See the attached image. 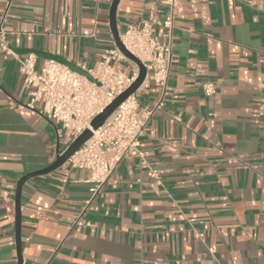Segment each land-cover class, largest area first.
<instances>
[{"label":"crops","instance_id":"obj_1","mask_svg":"<svg viewBox=\"0 0 264 264\" xmlns=\"http://www.w3.org/2000/svg\"><path fill=\"white\" fill-rule=\"evenodd\" d=\"M7 2L0 0L10 49L0 52V264H17L16 184L50 165L71 138L40 104L26 106L18 60L34 53L16 50L91 70L117 48L112 0H11L4 15ZM166 11L155 0H119V36ZM172 34L163 97L150 77L134 94L142 107L162 103L139 145L161 184L126 158L85 208L86 170L66 162L27 180L21 264H264V0H175ZM46 60L36 56L35 68ZM109 64L138 75L128 59ZM205 83L214 86L210 96Z\"/></svg>","mask_w":264,"mask_h":264},{"label":"built area","instance_id":"obj_2","mask_svg":"<svg viewBox=\"0 0 264 264\" xmlns=\"http://www.w3.org/2000/svg\"><path fill=\"white\" fill-rule=\"evenodd\" d=\"M166 7L167 11L162 21L143 20L139 26H128L121 34L120 41L125 49L135 56L146 70L145 79L150 77L153 84L162 92L167 89L171 53L173 49L174 3L175 0H155ZM11 5V0L5 5L4 15ZM5 19L0 18V52H10L4 31ZM163 29L160 36L153 33V26ZM161 39L166 43L162 44ZM126 59L118 49L103 57L95 69L87 70L77 65L89 74L95 82L88 80L67 66L46 60L39 69L35 68L36 56L28 54L18 60L19 70L25 76V93L28 96L26 106L34 109L41 105V113L50 121L64 128L71 142L83 130L91 129V120L100 114L116 97L126 91L135 80V75L127 76L113 69L110 60ZM264 89V85L262 86ZM204 95L210 96L214 91L212 83L202 85ZM162 106L161 101L153 107H142L134 95L129 96L105 120L103 126L93 132L73 155L67 159L72 168L86 170L89 173L90 197L88 207L102 189V186L118 164L126 158H138L146 168L147 175L160 185L158 172L145 161L139 148L140 137L154 114ZM75 225L81 226L79 219ZM200 236H202L200 234Z\"/></svg>","mask_w":264,"mask_h":264},{"label":"water","instance_id":"obj_3","mask_svg":"<svg viewBox=\"0 0 264 264\" xmlns=\"http://www.w3.org/2000/svg\"><path fill=\"white\" fill-rule=\"evenodd\" d=\"M118 3H119V0H112L110 9H109V28H110L111 36H112L114 45L116 46L118 51L126 59H128L129 61H131L138 67V75L126 91H124L118 97H116L107 107L103 109V111L100 114H98L91 120L89 124L91 129L83 130V132L78 137H76L61 154L58 153V149H57L55 159L50 165H48L47 167L43 169L28 173L22 176L17 182L16 188H15V198H14V233H15V249H16V256H17V264L22 263L20 227H21V191H22V187L24 183L27 180L32 179V178L45 176L57 170L63 164H65L67 162V159L71 155H73L87 140H89L92 137L93 132L97 131L99 128L103 126L105 120L114 112V110L120 104H122L129 96H132L135 94L136 90L140 87V85L145 79V75H146L145 68L135 56H133L131 53H129L125 49V47L120 41L119 33L116 27V18H115L116 8H117ZM16 52H18L19 54H26V53L33 52L37 57L57 61L67 66L72 71L82 76H85L88 80L95 82V80L85 71L81 70L75 64L68 62L60 57L50 55L48 53H44L41 51H29L25 49H18L16 50Z\"/></svg>","mask_w":264,"mask_h":264}]
</instances>
